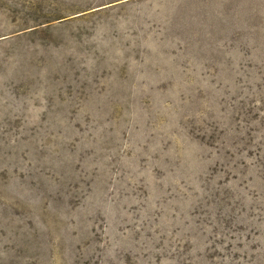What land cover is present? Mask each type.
<instances>
[{
    "label": "rangeland",
    "instance_id": "obj_1",
    "mask_svg": "<svg viewBox=\"0 0 264 264\" xmlns=\"http://www.w3.org/2000/svg\"><path fill=\"white\" fill-rule=\"evenodd\" d=\"M0 264H264V0H0Z\"/></svg>",
    "mask_w": 264,
    "mask_h": 264
}]
</instances>
